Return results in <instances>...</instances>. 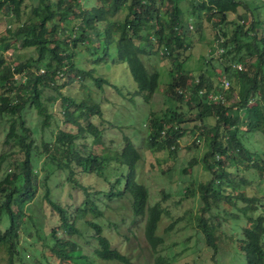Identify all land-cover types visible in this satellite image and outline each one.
<instances>
[{
	"label": "trees",
	"instance_id": "1",
	"mask_svg": "<svg viewBox=\"0 0 264 264\" xmlns=\"http://www.w3.org/2000/svg\"><path fill=\"white\" fill-rule=\"evenodd\" d=\"M81 1L0 0V11L17 21L16 26L0 35V124L4 127L0 151V246H5L9 263L52 264L50 255L61 263L96 264L90 260L94 254L101 261L135 264L104 234L105 227L115 223L103 218L98 204L102 193L108 200L129 196L133 216H145V237L155 254L152 264H171L166 255L158 252L164 238L157 233V227L168 211L160 201L148 205V188L137 180L139 150L124 136L119 152H94L92 146L102 143L103 128L90 117H101L99 105L83 98L75 100L61 91L74 79L71 74L80 81L92 78L98 86L109 83L107 78L96 75L94 68L78 66L75 56L84 45L82 48L90 54L102 52L93 60L98 63L107 57L108 46L115 43L117 59L126 63L137 92L146 101L158 88L160 72L149 70L143 56L161 53L175 62L165 88L175 105L162 114L150 113L147 145L175 151L189 121L193 123L191 131L198 129L205 135L207 151L202 162L210 176L197 184L202 202L195 216L197 227L203 232L205 244L216 251L222 207L241 201L239 210L246 224L241 226L237 248L247 264H264V214L258 211V198L247 195L243 188L247 179L231 175L237 171L233 165L236 163L245 169L256 168L264 175V158L246 141L248 133L258 132L264 138V12L260 15L258 7L245 0H189L195 25L202 14L213 20L217 48H222L216 56L217 65L205 57L204 65L192 75L183 62L190 46L187 35L194 26L185 21L179 0H97L90 7H82ZM261 7L264 9V0ZM121 11L123 17L115 18ZM229 13H237V19L229 20ZM229 23L233 26L231 34L223 29ZM10 46L24 51L11 62L5 61L2 54ZM28 49L32 52H25ZM216 66L230 82L223 102L205 98L208 92L222 90L221 79L216 80L218 73H214ZM46 88L56 92L54 99L60 100L61 120L70 126L58 129L48 139L42 135L52 117L44 96ZM31 110L38 116L39 129L27 120ZM208 117L214 118L212 125L206 123ZM4 162L7 164L2 168ZM57 173H63L66 184L83 194L73 210L51 196L48 180ZM108 173L113 174V179L107 177ZM82 174H94L107 186L92 191L79 180ZM224 183L226 192L222 189ZM189 184L183 196L192 194ZM41 189L40 198L57 215L58 223L50 228L48 237L40 233L41 225L27 212ZM253 210L258 212L252 214ZM26 219H30L27 230L33 239L28 246L21 242ZM172 226L173 222L166 232ZM62 233L70 237H62ZM74 237L86 240L90 251H85Z\"/></svg>",
	"mask_w": 264,
	"mask_h": 264
},
{
	"label": "rangeland",
	"instance_id": "2",
	"mask_svg": "<svg viewBox=\"0 0 264 264\" xmlns=\"http://www.w3.org/2000/svg\"><path fill=\"white\" fill-rule=\"evenodd\" d=\"M245 1L249 5L257 6V11L262 15L264 12L261 7L263 0ZM96 2L97 0H82L81 6H89ZM179 5L183 10L185 21L194 26L187 35L190 46L185 52L183 62L184 68L193 75L197 74L204 65L205 57L217 65L216 29L213 26V20H207L205 14H202V17L198 19L197 26L195 25L194 17L190 13L189 0H179ZM240 11L241 8L238 12ZM123 15L124 12L121 11L115 18L121 19ZM228 19H237V13H229ZM16 24L17 21L13 15L0 11V35L4 34L7 28H13ZM232 28L230 23L223 27L228 34H231ZM82 47L78 48L75 56L77 65L84 69L94 68L95 74L107 78L109 83H102L101 86H98L92 78L80 81L71 74L74 79L63 85L61 91L64 95L75 100L83 98L99 105L102 112L101 117L98 114H93L90 117L93 122L103 128L102 143L92 146L94 152L104 155L119 152L123 146L124 136L129 137L139 150L141 159L136 165L137 180L148 188V205L160 201L162 207L168 211L163 214L157 227V233L164 238V243L158 247V252L166 255L171 264H247L244 254L237 248L238 239L242 237L241 226L246 224V218L239 210L243 205L241 201L228 208L222 207L223 217L222 215L218 216L219 227L216 230V251L205 244L203 232L196 224L195 216L199 213L202 205L197 184L200 181H207L210 176L202 162V157L207 151L205 135L199 134L198 129L191 131L193 123L189 121L186 123L187 129L183 130L175 151L167 148L151 149L147 145L146 136L150 113L162 114L168 107L175 105L174 100L165 90L169 81V70L174 68L175 62L162 56L161 53L143 56L149 70L160 72L158 88L151 100L146 101L143 95L137 92L136 82L126 63L117 59L115 43L108 46L107 57L98 63L93 60L102 52L99 50L97 53L90 54ZM22 52L24 51L19 46L17 48L10 46L2 54L5 61L11 62L13 59H17ZM25 52L30 53L32 50L28 49ZM214 73H218L216 80L220 81L222 75L218 66L214 69ZM56 95V92L50 88L44 90V96L47 98L46 104L52 114L50 127L42 132L46 139L52 138L58 129H70V126L61 120L60 100L54 99ZM50 98L54 101H50ZM27 120L36 129H39V119L34 110L27 114ZM213 122V117L206 119L208 125H212ZM3 128V125L0 124V151L4 136ZM36 135V139L39 140L40 132ZM246 138L251 149L257 150L264 158V138L261 133H248ZM89 141V139L86 140L88 147L90 146ZM190 161H193L192 165H189ZM6 164L7 162H4L1 167L4 168ZM233 165L237 167V171L231 175L234 174L235 179L241 177L247 179L243 188L247 195L258 198V211L264 214V175H261L256 168L245 169L241 163ZM183 169H186V172H183ZM55 175L48 180L51 196L73 210L80 204L83 198L82 192L78 188H70L63 179V173ZM107 177L113 179V174L108 173ZM79 180L92 191L107 186L105 181L94 174H82ZM188 184L193 192L183 196V190ZM226 186L224 183L223 192H226ZM42 193L43 189L39 191L40 195L30 204L31 209H27V212L32 214L36 224L41 225L40 233L44 237H48L50 228L58 222L57 215L40 198ZM98 200L99 206L103 209V218L115 223L104 229V234L112 241V244L129 255L135 264H152L155 254L145 237V216H133L129 196L108 200L101 193ZM212 211L210 212L213 213ZM258 211L253 210L252 214H256ZM236 213L240 214L239 217L234 216ZM210 218H208L209 221ZM29 220L26 219L21 231V242L25 246H28V243L33 240L28 236ZM172 222V228L166 232ZM89 233V231L85 232L86 235ZM62 237L70 236L62 233ZM74 238L83 244L85 251H90V247H87L88 245L85 243L86 240ZM49 241L51 240L49 239ZM94 243H96L95 239ZM25 254L30 255L27 250H25ZM46 254L48 255L47 251ZM48 258L52 264H69L61 263L50 255ZM90 260L96 264H118L114 261H101L94 254L90 255ZM0 264H10L4 245L0 246Z\"/></svg>",
	"mask_w": 264,
	"mask_h": 264
},
{
	"label": "built area",
	"instance_id": "3",
	"mask_svg": "<svg viewBox=\"0 0 264 264\" xmlns=\"http://www.w3.org/2000/svg\"><path fill=\"white\" fill-rule=\"evenodd\" d=\"M189 28H192V25L189 24ZM216 52L217 53H220L222 52V48H217L216 49ZM234 66L236 68H241V65L240 64H234ZM221 85H222V90L221 91H218V92H208L205 96V98L208 100V101H220V102H223L224 99H225V91L229 88L230 86V82L229 80L225 77V76H222L221 78ZM203 91L200 90V93H202Z\"/></svg>",
	"mask_w": 264,
	"mask_h": 264
}]
</instances>
